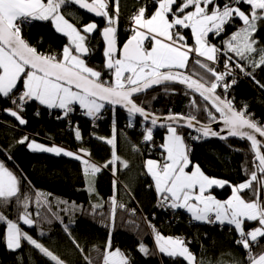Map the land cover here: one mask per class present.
I'll return each mask as SVG.
<instances>
[{"label": "snow or ice", "instance_id": "snow-or-ice-1", "mask_svg": "<svg viewBox=\"0 0 264 264\" xmlns=\"http://www.w3.org/2000/svg\"><path fill=\"white\" fill-rule=\"evenodd\" d=\"M70 5L103 18L105 26L100 29L95 21L80 27L70 23L61 11ZM120 6L121 0H0V103L12 105L11 108H0V111L13 117L19 125H25L27 120L23 111L29 102L63 110L60 119L80 109L86 116L99 120L106 105H111L113 111L119 106L127 111L128 127L135 126L133 121L137 116L143 118L142 143L146 144L153 141V128L158 121H168L160 124L167 131L161 145L166 154L164 159L144 162L147 174L154 180L161 207L186 209L195 221L229 226L237 233L234 243L244 250V257L233 258V264H264V250L255 251L262 247L264 240V123L253 119L246 107L237 109L226 95L237 83L235 78L230 83L227 80L234 72H243L255 81L254 70H264V44L257 39V34L264 32V0H151L130 16L132 34L122 47L118 46L117 36ZM236 19L242 22V27L228 34L227 28L234 26ZM32 21H50L57 33L67 37L68 43L61 52L42 53L22 37L21 26ZM97 31L105 44L104 64L99 68L89 66L86 61V57L93 54L90 40ZM225 35L227 39H222L219 46L210 42V36L222 38ZM221 62L224 71L216 67ZM105 75L109 78L105 79ZM173 83L185 86V95L193 94L189 102L192 111L187 116L169 110L167 116L159 117L150 113L143 101L137 103L139 95L147 90ZM260 86L264 88V85ZM217 89H221L223 95ZM165 91H168L167 87ZM196 94L201 98L199 103ZM198 114H202L207 123H201ZM36 115H39L38 111ZM179 128L199 133H189L194 141L211 136L250 142L252 166L246 169L243 182L231 186L228 199L222 201L210 193L213 186L223 188L229 182L210 178L199 165L192 164L190 149ZM113 130L115 132L114 124ZM74 135L76 140H81L78 126ZM115 139L113 135L106 140L113 149ZM18 142L27 144L34 152L54 153L80 161L84 176L89 178V192H94L93 178L101 167L109 168L117 162L125 169L129 167L115 150L112 158L100 166L85 158L91 154L83 147L76 152L62 146L46 147L34 139L29 140L27 135ZM133 150L139 151L138 146ZM112 174L116 175L115 167H112ZM27 183L0 162V224L6 227L3 236L6 247L16 251L24 241L54 264H65L21 227V222L29 228L35 227L34 217L41 215L39 207L49 203L47 197L36 193L37 207L31 208V196L23 187ZM113 183L115 190L118 181ZM110 203L109 221L114 227L117 207L126 206L115 194ZM96 207L102 205L93 206ZM249 223L251 228L247 227ZM43 235L41 232L40 236ZM72 242L86 264H92L79 243L75 239ZM138 251L145 255L158 252L183 258L188 264H202L185 241L158 231L155 233V250L150 251L144 243L138 242ZM101 259L102 264H132L128 253L113 247L111 233Z\"/></svg>", "mask_w": 264, "mask_h": 264}, {"label": "trees", "instance_id": "trees-1", "mask_svg": "<svg viewBox=\"0 0 264 264\" xmlns=\"http://www.w3.org/2000/svg\"><path fill=\"white\" fill-rule=\"evenodd\" d=\"M145 3H151V0H139V3L137 0H121L117 33L120 47L130 37V16ZM61 11L70 23L78 27L93 22L76 5L62 8ZM96 23L100 29L105 26L103 18ZM240 27L242 22L236 19L234 26L227 28V33ZM21 31L22 37L42 53L50 50L59 53L68 43L67 37L57 33L50 21H34L30 25H23ZM225 36H210V42L219 46ZM257 39L264 44V32H259ZM189 43H193L191 38ZM90 44L93 54L86 57V61L89 66L99 68L105 59V44L99 31L92 35ZM216 67L219 71H224L222 62ZM254 75L259 84L243 72H234L233 77L227 80L230 83L235 78L237 83L229 88L226 95L234 101L237 109L243 110L246 107L253 119L264 123V88L260 86L264 85V70L257 68ZM104 78L109 77L105 75ZM165 87L168 88L167 92ZM173 92L176 94H172ZM185 92L179 87L160 86L139 97L137 103L143 101L146 109L157 116H167L169 110L173 114L187 116L192 111L189 102L193 94L185 95ZM217 92L223 95L221 89H217ZM153 97L156 99L153 100ZM196 99L199 103L201 98L196 94ZM11 107L9 102L0 103V108ZM37 111L39 115H36ZM216 115L219 116L218 113ZM62 116L63 111L50 110L37 102H30L23 111L27 124L19 125L13 117L0 111V162L28 182L23 187L31 196V208L37 207L36 193L47 197L49 203L39 207L41 215L34 217L36 226L29 228L21 222V227L64 260L65 264H86L81 252L73 245V239L84 249V255L91 259L92 264H102L101 255L109 233L113 247L128 253L132 264H188L183 258H172L158 252L145 255L138 251V242L144 243L150 251L155 250L153 233L157 231L164 236L184 238L186 245L202 264H233V258L239 260L244 257V250L234 243L237 233L229 226L196 223L184 210H173L158 204L160 199L144 162L149 158H162L164 152L161 145L167 133L166 128H153V141L146 144L142 143L143 122L136 118L139 123L133 121L135 126L132 129L128 127L127 114L116 109L113 111L112 107H105L102 116L106 119L97 124L80 109L70 113L67 118H58ZM197 118L202 123H207L202 114H198ZM94 125L97 128L95 133L92 131ZM77 126L82 136L79 141L74 135ZM178 131L184 135L187 144L195 148L192 164L199 165L207 176L227 181L231 186L246 179L245 171L252 166L250 142L236 138L226 141L202 138L194 141L189 137V132L181 129ZM24 135L74 152L83 147L91 154L85 158L100 166L112 158L115 150L129 167L125 169L119 162L109 168L101 167V171L93 178L94 192H89V178L84 176L80 161L33 154L27 144L18 142ZM113 135L116 137L115 149L113 145L106 143ZM134 146H138L139 151H134ZM112 167L116 168L115 176L112 174ZM114 180L118 181L115 190ZM213 193L223 201L231 196V187L215 190ZM114 194L126 208L117 207L113 227L109 216L112 207L110 201ZM248 195L250 197L251 194ZM94 205L102 207L94 209ZM132 210H135L134 215ZM12 215L14 217L15 213ZM247 227L251 228L252 224L249 223ZM41 232L44 233L43 236H40ZM5 233L6 227L0 224V264H54L24 241L20 249L9 250L3 239ZM261 245V248L255 249L256 252L264 250V240Z\"/></svg>", "mask_w": 264, "mask_h": 264}, {"label": "water", "instance_id": "water-1", "mask_svg": "<svg viewBox=\"0 0 264 264\" xmlns=\"http://www.w3.org/2000/svg\"><path fill=\"white\" fill-rule=\"evenodd\" d=\"M79 8V7H78ZM85 15H87V16H89L93 21H95V22H98V21H100L102 18H100V17H95L94 16V14H91V13H87L85 10H82V9H80ZM118 46H119V44H118ZM120 47V46H119ZM160 86H174V87H179V88H181V89H183V90H185V91H187V89L185 88V86H181V85H178V84H168V85H160ZM160 86H156V87H153L152 89H149V90H147V92L146 93H148V92H150V91H153L154 89H156L157 87H160ZM146 93H142V94H140L139 95V97H141V96H143V95H145ZM190 93V92H189ZM198 95V94H197ZM138 97V98H139ZM106 106H108V107H112L111 105H106ZM116 110H119V111H122V112H125L126 114H127V111H126V109H122V108H120L119 106H116V108H115ZM151 113V112H150ZM153 114V113H152ZM153 115H155V114H153ZM157 116V115H156ZM159 117H162V116H159ZM137 119H139L140 121H142L143 122V118H141V117H139V116H137ZM167 123H169L168 121H166V120H163V119H161L160 121H158V124H157V126H155L156 128H166V127H160V124H167ZM202 123V122H201ZM148 126H151L150 124L148 125ZM212 127L214 128V129H216V125L215 124H213L212 125ZM220 127H223V125L221 124L220 125ZM179 129H181V130H185V131H187V132H191L193 135H200L199 133H197V132H194L193 130H190V129H186V128H179ZM224 135H227V133L225 132L224 133ZM203 139H212V140H217V141H226V140H228V139H232V137H229V138H227V139H219V138H217V137H207V138H203ZM236 139H239V138H236ZM240 140V139H239Z\"/></svg>", "mask_w": 264, "mask_h": 264}, {"label": "crops", "instance_id": "crops-1", "mask_svg": "<svg viewBox=\"0 0 264 264\" xmlns=\"http://www.w3.org/2000/svg\"><path fill=\"white\" fill-rule=\"evenodd\" d=\"M60 34V33H59ZM62 35V34H61ZM155 128V127H154ZM166 135H167V133H166ZM165 135V136H166ZM186 142V141H185ZM186 144H187V142H186ZM51 146V145H50ZM166 154L165 153H163V156H162V158L160 159V161H162L163 159H164V156H165ZM149 159H155V158H149ZM155 160H159V159H155ZM191 160V159H190ZM192 162V161H191ZM202 170V169H201ZM149 176L151 177V175L149 174ZM211 178V177H210ZM151 179H152V177H151ZM152 181H153V186H154V180L152 179ZM226 187H231V185L228 183V184H226L225 185V187H223V188H220V187H218V186H213V188L212 189H210V193L213 195V196H215L216 198H217V196L213 193L215 190H218V191H221V190H223L224 188H226ZM155 188V187H154ZM218 199V198H217ZM220 200V199H219ZM179 210H184L185 212H187V210L186 209H179ZM188 213V212H187ZM190 214V213H189ZM190 216H191V214H190ZM195 221V220H194ZM196 223H202V224H213V225H219V226H222V227H224V226H227V225H220V224H218V223H207V222H204V221H195ZM162 255H164V254H162ZM166 256V255H165Z\"/></svg>", "mask_w": 264, "mask_h": 264}, {"label": "rangeland", "instance_id": "rangeland-1", "mask_svg": "<svg viewBox=\"0 0 264 264\" xmlns=\"http://www.w3.org/2000/svg\"><path fill=\"white\" fill-rule=\"evenodd\" d=\"M34 21H32L30 24H32ZM30 24H24V25H30ZM23 26V25H22ZM22 26H21V28H22ZM130 36V35H129ZM224 39H227V36H225L224 37ZM38 103V102H37ZM50 110H58V111H63V110H61V109H50ZM105 110V109H104ZM104 110H102V112L104 111ZM83 113H84V110H81ZM29 140H32V139H29ZM37 143H42V144H44L46 147L47 146H50V145H47L46 143H44V142H42V141H39V140H36V139H34ZM187 145H189V144H187ZM29 149V148H28ZM29 151L31 152V153H33V154H45V155H49V156H53V157H66V156H63V155H60V156H57V155H55L54 153H42V152H34V151H32V150H30L29 149ZM67 158H69V157H67ZM155 160V159H154ZM155 233L156 232H154L153 233V237H154V240H155ZM174 238H179V237H174ZM181 239V238H180ZM181 240H183V239H181ZM184 241V240H183ZM187 246V245H186ZM188 247V246H187ZM189 248V247H188ZM191 251V250H190ZM167 256V255H166Z\"/></svg>", "mask_w": 264, "mask_h": 264}, {"label": "built area", "instance_id": "built-area-1", "mask_svg": "<svg viewBox=\"0 0 264 264\" xmlns=\"http://www.w3.org/2000/svg\"><path fill=\"white\" fill-rule=\"evenodd\" d=\"M27 24V23H26ZM28 24H30V23H28ZM129 27H130V23H129ZM128 32H129V35L131 36V31H130V29L128 30ZM30 103V102H29ZM106 119V117L105 116H102L101 117V119H99V120H94V123H99L100 121H104ZM130 128H134V127H130ZM92 131H94V133L95 132H97V128L95 127V125H94V127H93V129H92ZM189 147V149H190V153H189V157H190V159L192 158V155H193V152H194V150H195V148H194V146L193 145H189L188 146ZM158 204H160L161 205V202H160V200L158 201Z\"/></svg>", "mask_w": 264, "mask_h": 264}, {"label": "clouds", "instance_id": "clouds-1", "mask_svg": "<svg viewBox=\"0 0 264 264\" xmlns=\"http://www.w3.org/2000/svg\"><path fill=\"white\" fill-rule=\"evenodd\" d=\"M107 107V106H106ZM183 240L185 241V239L183 238ZM186 242V241H185Z\"/></svg>", "mask_w": 264, "mask_h": 264}, {"label": "bare ground", "instance_id": "bare-ground-1", "mask_svg": "<svg viewBox=\"0 0 264 264\" xmlns=\"http://www.w3.org/2000/svg\"><path fill=\"white\" fill-rule=\"evenodd\" d=\"M153 240H154V238H153ZM154 243H155V240H154Z\"/></svg>", "mask_w": 264, "mask_h": 264}]
</instances>
